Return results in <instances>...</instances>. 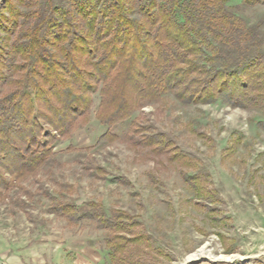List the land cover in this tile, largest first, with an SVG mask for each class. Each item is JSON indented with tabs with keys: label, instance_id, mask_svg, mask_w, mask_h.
Masks as SVG:
<instances>
[{
	"label": "rangeland",
	"instance_id": "obj_1",
	"mask_svg": "<svg viewBox=\"0 0 264 264\" xmlns=\"http://www.w3.org/2000/svg\"><path fill=\"white\" fill-rule=\"evenodd\" d=\"M4 2L0 11L9 16ZM9 2L21 27L10 34L0 27V43L6 36L16 40L48 1ZM125 2H134L133 16L139 18L136 10L145 0ZM226 6L258 36L264 62V0H228ZM99 101L97 92L87 121L55 142V155L36 174L5 191L0 264H112L107 230L88 217L91 202L132 226L122 232L127 239L132 230L143 234L130 243L139 264H264L262 105L239 107L223 99L192 103L168 92L108 127L96 118ZM133 122L137 128L130 131ZM107 130L117 137L101 139ZM142 135L164 136L191 165L169 163L166 153L137 143ZM187 176L199 177L196 187L204 191L191 189ZM56 201L75 204L80 217L71 223L57 217L50 211ZM190 254L194 260L187 259Z\"/></svg>",
	"mask_w": 264,
	"mask_h": 264
},
{
	"label": "trees",
	"instance_id": "obj_2",
	"mask_svg": "<svg viewBox=\"0 0 264 264\" xmlns=\"http://www.w3.org/2000/svg\"><path fill=\"white\" fill-rule=\"evenodd\" d=\"M47 1L16 40L6 36L0 43V201L55 155L59 138L87 121L97 92L96 118L108 127L168 92L192 103L223 99L264 108L259 38L227 10L228 0H145L136 10L139 18L134 2L125 0ZM3 9L9 16L0 11V27L10 34L21 27L17 11L9 0ZM116 137L107 130L101 139ZM140 139L153 153H166L169 163L191 165L164 136ZM185 180L196 193L204 191L196 187L199 177ZM90 206L88 217L107 230L111 263L139 264L130 243L143 234L132 230L127 239L122 232L132 226L117 214L107 216L100 203ZM50 211L69 223L80 217L67 201H56Z\"/></svg>",
	"mask_w": 264,
	"mask_h": 264
},
{
	"label": "bare ground",
	"instance_id": "obj_3",
	"mask_svg": "<svg viewBox=\"0 0 264 264\" xmlns=\"http://www.w3.org/2000/svg\"><path fill=\"white\" fill-rule=\"evenodd\" d=\"M195 257H196L195 254H190V255L188 256L187 259H189V260H194Z\"/></svg>",
	"mask_w": 264,
	"mask_h": 264
}]
</instances>
